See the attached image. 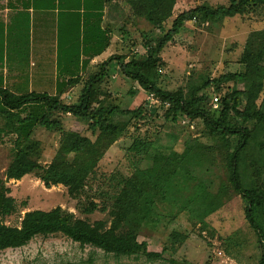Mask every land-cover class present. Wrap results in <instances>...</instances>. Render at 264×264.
<instances>
[{"label": "trees", "instance_id": "trees-1", "mask_svg": "<svg viewBox=\"0 0 264 264\" xmlns=\"http://www.w3.org/2000/svg\"><path fill=\"white\" fill-rule=\"evenodd\" d=\"M176 2L127 0V11L141 17L162 35L146 44L142 56L130 51L125 57H112L110 62L116 60L124 76L147 91L148 98L154 95L160 101L166 121L178 124L181 120L182 125L193 130L200 120L205 135L216 142L208 145L189 135L183 140L182 151H162L147 140L134 141L129 148L137 155L134 171L131 176L122 178L111 206L103 209L108 211L109 219L90 223L60 206L50 211L26 212L19 227L8 226L0 219V251L24 247L38 236L60 234L81 246H92L118 258L144 256L152 262L162 260L170 250L151 252L146 242L139 241L142 230L160 223L155 211L156 201L176 204L204 224L207 217L223 207L232 189L247 203L246 219L258 236L262 251L258 264H264V221H259L264 220V30L249 34L239 60L242 71L214 79L202 77L200 83L191 84L187 91L181 88L167 91L157 84L159 71L165 65L162 53L186 22L215 23L250 15L264 7V0H231L228 6L216 8L209 4L198 5L181 13L166 30L165 24L172 18ZM107 73L108 62L85 83L74 104H66L61 93L17 95L0 89V140L13 136L15 151L5 171L6 179L21 180L35 174L47 188L64 186L72 199H79L85 193L88 180L107 148L124 134V125L115 123L114 118L120 115L145 119L150 113L148 103L135 110L102 104L99 98L104 94L100 90ZM228 83H233V87L223 96L216 95L219 107L215 109L214 97L208 90L214 88L219 92L220 86ZM62 116H72L86 123L95 139L63 131ZM38 127L62 132L59 148L48 165L40 162V142H32ZM233 137L238 138L236 146L230 141ZM142 161L150 165L143 168ZM215 165L222 166L226 177L217 193H212L200 181L191 184L196 169L210 170ZM3 184L0 180V217L11 215L16 207L15 200L2 191ZM77 207L80 208L79 204ZM80 209L91 214L97 208L90 203ZM172 237L173 243L181 238L178 234Z\"/></svg>", "mask_w": 264, "mask_h": 264}, {"label": "rangeland", "instance_id": "rangeland-1", "mask_svg": "<svg viewBox=\"0 0 264 264\" xmlns=\"http://www.w3.org/2000/svg\"><path fill=\"white\" fill-rule=\"evenodd\" d=\"M230 2L231 0H197L193 4V0H179L175 15L165 24V29L171 28L173 20L183 13V9L189 10L201 4L216 8L228 6ZM140 21L138 28L141 37L136 40L128 36L130 39L127 40L131 48L138 47V56L145 54L148 42L152 43L162 35L145 20ZM258 30H264V7L253 14L226 18L221 22H186L183 30L173 42L167 44L162 53L165 65L159 71L158 86L167 91L180 88L187 91L191 84L200 83L202 77L214 79L227 73L242 71L239 60L245 43L249 34ZM116 69L112 67L108 71L116 73ZM109 84L113 93L101 91L104 94L99 98L102 104L135 110L148 103L150 113L145 119L120 115L114 118L115 123L124 125V134L107 148L96 171L88 180L85 193L79 199H72L62 185L47 188L35 174L26 175L21 180L6 179L5 171L14 159V137L6 136L10 139L5 142L2 140L0 180H3L5 188L2 191L15 200L16 206L14 213L0 217L6 225L19 227L26 212L50 211L58 206L90 223L107 220L108 211L103 209L111 206L122 178L131 176L134 171L133 162L137 155L129 149L134 141L147 140L162 151H182L183 140L189 135L208 145L216 142L205 135V128L200 120L196 121L193 130L182 125L181 120L178 124L166 121L163 116L165 109L160 108L159 103L149 100L148 92L136 81L120 74L114 76L113 82ZM106 87L108 84H105ZM220 87L219 92L214 88L209 89L210 96H223L232 89L233 83L222 84ZM79 95L69 94V98L64 97L63 101L74 104ZM261 100L262 97L257 103L260 104ZM61 120L63 131L70 130L95 139L86 123L72 116H62ZM61 136L62 132L49 131L43 127L36 129L32 142H40V162L43 165L51 163L59 148ZM230 141L236 146L238 138L233 137ZM149 165L147 161L141 162L143 168ZM194 176L192 185L200 181L212 193H217L226 180L225 171L220 165H215L210 170L198 168L194 171ZM229 191L230 196L224 201L223 207L207 217L204 224H200L187 210L180 209L176 204L156 201L155 211L159 214L160 223L142 230L139 241L146 242L151 252H162L164 248L170 250L162 260L152 262L144 256L118 258L92 246H81L58 234L38 236L24 247L0 251V264H258L262 251L258 236L246 219L247 203L241 196L234 194L232 189ZM90 203L95 204L97 209L91 214H85L80 208ZM78 204L80 208L77 207ZM176 234L182 239L173 243L172 236Z\"/></svg>", "mask_w": 264, "mask_h": 264}, {"label": "crops", "instance_id": "crops-1", "mask_svg": "<svg viewBox=\"0 0 264 264\" xmlns=\"http://www.w3.org/2000/svg\"><path fill=\"white\" fill-rule=\"evenodd\" d=\"M126 3L0 0V89L17 95L61 93L62 99L69 98V94H80L85 83L108 62V70L115 67L119 71H108L100 91L113 93L109 83L122 73L118 62L110 59L138 52V47L131 48L127 40L128 36L136 40L141 37L138 23L143 19L130 14ZM6 139L10 138H2L4 142Z\"/></svg>", "mask_w": 264, "mask_h": 264}, {"label": "built area", "instance_id": "built-area-1", "mask_svg": "<svg viewBox=\"0 0 264 264\" xmlns=\"http://www.w3.org/2000/svg\"><path fill=\"white\" fill-rule=\"evenodd\" d=\"M149 100H152L155 103H160V101L158 99H156L154 97V95H150ZM213 107L215 109H217L219 107V97L218 96H214V98H213Z\"/></svg>", "mask_w": 264, "mask_h": 264}]
</instances>
